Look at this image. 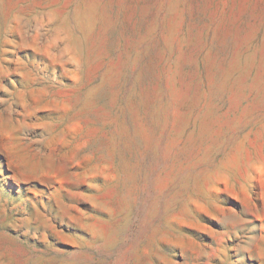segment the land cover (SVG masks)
<instances>
[{"label":"rangeland","instance_id":"1","mask_svg":"<svg viewBox=\"0 0 264 264\" xmlns=\"http://www.w3.org/2000/svg\"><path fill=\"white\" fill-rule=\"evenodd\" d=\"M0 264H264V0H0Z\"/></svg>","mask_w":264,"mask_h":264}]
</instances>
